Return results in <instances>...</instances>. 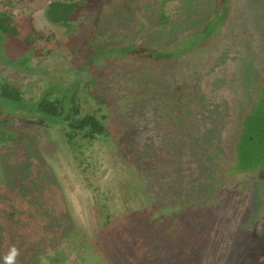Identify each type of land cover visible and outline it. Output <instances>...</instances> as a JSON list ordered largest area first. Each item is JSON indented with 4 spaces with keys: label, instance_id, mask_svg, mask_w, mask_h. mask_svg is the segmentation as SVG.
Masks as SVG:
<instances>
[{
    "label": "rangeland",
    "instance_id": "1",
    "mask_svg": "<svg viewBox=\"0 0 264 264\" xmlns=\"http://www.w3.org/2000/svg\"><path fill=\"white\" fill-rule=\"evenodd\" d=\"M52 1L0 0L19 30L0 83L37 100L79 80L108 136L72 149L0 108V264L13 246L17 264H264V162L238 163L264 102V0H62L67 25Z\"/></svg>",
    "mask_w": 264,
    "mask_h": 264
},
{
    "label": "trees",
    "instance_id": "2",
    "mask_svg": "<svg viewBox=\"0 0 264 264\" xmlns=\"http://www.w3.org/2000/svg\"><path fill=\"white\" fill-rule=\"evenodd\" d=\"M74 1L54 0L45 8V18L53 25H67L78 9ZM1 10V9H0ZM19 30L14 19L0 11V36H18ZM203 35L207 34V28ZM25 45H30L31 36L23 39ZM149 55L159 60L161 53L149 52ZM10 64L25 66V60L19 59ZM87 70H80L79 75L84 79L88 76ZM80 81H74L68 86L49 85L43 95L37 100L25 99L13 85L0 83V108L8 114H18L36 120L46 126L59 127L67 145L73 149L81 142H93L102 136H108L107 127L104 125L105 117L99 114L98 109L90 111L82 109L80 100L86 97L84 89L79 87ZM6 114V113H5ZM5 124V120H0ZM241 142L247 151H239V168L242 170L254 168L264 162V102L257 104L245 118L241 134ZM121 146V145H120ZM122 147V146H121ZM130 162V159L127 156Z\"/></svg>",
    "mask_w": 264,
    "mask_h": 264
},
{
    "label": "clouds",
    "instance_id": "3",
    "mask_svg": "<svg viewBox=\"0 0 264 264\" xmlns=\"http://www.w3.org/2000/svg\"><path fill=\"white\" fill-rule=\"evenodd\" d=\"M19 255V250L15 246L11 247L8 254L4 257V264H17V257Z\"/></svg>",
    "mask_w": 264,
    "mask_h": 264
}]
</instances>
